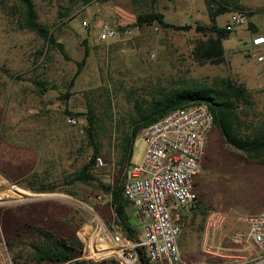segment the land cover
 <instances>
[{"label": "rangeland", "instance_id": "374dc122", "mask_svg": "<svg viewBox=\"0 0 264 264\" xmlns=\"http://www.w3.org/2000/svg\"><path fill=\"white\" fill-rule=\"evenodd\" d=\"M31 1L37 22L64 44L70 60L27 27L19 0H0V169L13 176L9 181L0 173V245L7 247L14 264H58L40 260L33 245L49 248V235L74 236L84 245L83 252L87 251L84 260L120 264L112 256L113 241L102 234L103 225L112 236L119 232L108 196L96 186L67 185L93 153L85 118L77 117L78 125L72 126L69 114L91 111L97 116L103 160L115 170L112 136L137 115L136 102L145 105L156 89H171L184 81L212 83L221 77L241 82L239 64L250 63L252 55L246 50L252 47L253 34L243 42L232 35L225 40V48H234L225 53L224 62L199 61L196 43L209 37L196 25H210L211 16L224 6L230 11L218 16V25L225 27L240 5L253 14L250 19L260 31L264 29V0ZM151 12L163 13L175 26L192 24L194 28L166 29L153 23L130 28V36L108 42L100 39L105 26L122 32V27L136 24L140 14ZM87 51L86 64L74 79L77 63ZM37 82L47 89H40ZM252 102L239 110L247 124L264 121V82L253 92ZM109 149L111 157L106 152ZM144 152L142 132L136 139L133 161L140 162ZM43 178L44 183L38 182ZM196 181L199 200L174 212L175 218L180 215L178 224L190 231L201 235L206 230L209 236V219L220 213L218 242L246 228L242 218L264 210V165L228 146L216 127L209 134ZM48 187L55 189L41 191ZM134 212L132 206L130 215L139 223ZM184 212L191 214L184 217ZM257 256L254 251L244 264H264Z\"/></svg>", "mask_w": 264, "mask_h": 264}, {"label": "trees", "instance_id": "16d2710c", "mask_svg": "<svg viewBox=\"0 0 264 264\" xmlns=\"http://www.w3.org/2000/svg\"><path fill=\"white\" fill-rule=\"evenodd\" d=\"M85 3H91L96 0H84ZM154 1V0H153ZM24 9L27 27L41 36L49 47H55L61 51L67 60H70L64 44L58 42V39L47 28L41 26L36 19V10L31 0H19ZM240 11H246L243 6L237 5ZM230 11L228 7L222 6L218 12L211 16V24L204 25L198 23L196 29L203 32L207 41L200 40L196 43L195 54L199 61L224 62L226 50L224 41L229 39L232 32L225 27L218 25V16ZM248 12V11H246ZM249 16L253 14L248 12ZM159 24L163 28H176L180 30H190L194 25L175 26L165 20L161 12H151L140 14L137 17L136 24L122 27L126 28L143 27L145 25ZM252 33H258L259 29L253 22L249 23L247 28ZM88 51L85 58L78 62V71L74 76L77 79L83 66L86 64ZM37 86L45 90L46 84L37 82ZM253 94L243 84L236 83L230 78H214L212 83L207 81H195L173 87L171 89L159 88L151 95V100L143 105L136 102L135 107L137 115L134 116L126 126H122V131L114 133L112 144L117 152V162L115 170L107 163L103 167L97 164V158L104 155V145L99 140L100 125L98 118L93 112L69 114L74 118H85V133L90 144L93 147V153L90 160L82 168L69 177V186L80 184L84 186H96L100 191L105 193L109 198V205L116 216V225L131 241H140L141 229L140 223H136L130 215V208L133 204L126 198L124 189L127 178V169L133 163L134 147L136 139L144 130L153 123L160 120L170 112L179 108H184L200 103L209 105L214 114V127L220 129L228 146L241 151L250 160L257 161L264 165V121L255 123L243 118L239 111L243 107L247 108L252 105ZM245 116L247 115L246 112ZM111 126L114 132V116L111 114ZM245 126V127H243ZM245 128V129H244ZM111 157V149L106 151ZM0 173L9 181L13 176L5 173L0 169ZM46 178L38 180L44 183ZM55 188H42L41 191L53 192ZM72 195V194H71ZM205 214V213H204ZM47 246L43 248L39 245H33L38 258L42 261L58 264H94L93 261L82 259L84 245L76 237L58 238L49 235ZM140 260L142 264H156L150 261L146 254V249L140 250ZM102 264V263H100Z\"/></svg>", "mask_w": 264, "mask_h": 264}, {"label": "built area", "instance_id": "2783aa9c", "mask_svg": "<svg viewBox=\"0 0 264 264\" xmlns=\"http://www.w3.org/2000/svg\"><path fill=\"white\" fill-rule=\"evenodd\" d=\"M249 21L248 12L236 11L230 15L225 28L234 33L247 29ZM132 33L129 28L120 32L118 28L105 26L100 39L108 42L119 39L120 35L130 36ZM255 44H264V37H258ZM258 55L255 61L263 62L264 53ZM214 120L209 105L200 103L174 110L144 130V156L140 162H133L127 169L124 189L126 198L136 209L143 239L131 241L120 231L112 236L103 225L102 234L111 238L119 250L118 254L112 256L120 264L141 263L142 248L146 249L153 263L190 264L182 256L177 243L182 226L178 224L174 212L177 207L194 205L199 200L196 178L201 172V162L206 154L209 134L214 129ZM68 122L77 126L79 120L70 117ZM97 164L99 167L106 165L102 157L97 158ZM222 221L220 213L209 219V236L205 244L207 254L213 255L218 250L215 234ZM242 223L246 228L225 235L218 241V246L226 242L231 251L247 252V259L253 257L254 251L259 253L256 259H264V210L242 218ZM211 231L213 237H210ZM86 253L83 252L82 259H85ZM0 264H14L5 245H0Z\"/></svg>", "mask_w": 264, "mask_h": 264}, {"label": "crops", "instance_id": "0c3cea01", "mask_svg": "<svg viewBox=\"0 0 264 264\" xmlns=\"http://www.w3.org/2000/svg\"><path fill=\"white\" fill-rule=\"evenodd\" d=\"M250 22H252L251 19L249 23ZM252 34H253L252 47L249 50H246L247 52L249 51L252 56L249 57L250 63H246V61H242V63L239 64V68H241L240 70L241 82L239 84L245 85L247 89L251 91L253 94L254 91L261 89L264 82V61L257 64L253 63L254 62L253 60H255L257 56H259L258 54L264 53V44L262 45L255 44V40L258 39V37H264V29H260L258 33H252ZM237 38L240 39L241 42H243L244 40V38L242 39L239 37ZM232 48H225L226 54L227 51ZM241 51H245V50L241 49ZM133 162L136 163L135 161ZM134 211L136 215L135 208ZM187 214L190 215L191 212H184V214L182 215L185 217V215ZM179 219H180V215L178 214L176 220L178 221ZM181 226H182L181 235L185 233V237L181 238L180 235L177 240V243L182 256L190 264H244L247 261V257H248L247 252L231 251L230 248H228L229 247L228 243H224L222 246L221 245L218 246L219 243L216 242L215 245L216 247H218V250L214 251L213 255L207 254L205 252V244L207 243V231L205 230L204 233L200 235L197 232H194L192 230L190 231V229L185 225H181ZM107 257L108 256H106V258Z\"/></svg>", "mask_w": 264, "mask_h": 264}, {"label": "water", "instance_id": "95a60500", "mask_svg": "<svg viewBox=\"0 0 264 264\" xmlns=\"http://www.w3.org/2000/svg\"><path fill=\"white\" fill-rule=\"evenodd\" d=\"M252 32L248 29H242L237 32L232 33V36H237L239 38H246L247 36L251 35Z\"/></svg>", "mask_w": 264, "mask_h": 264}, {"label": "bare ground", "instance_id": "6f19581e", "mask_svg": "<svg viewBox=\"0 0 264 264\" xmlns=\"http://www.w3.org/2000/svg\"><path fill=\"white\" fill-rule=\"evenodd\" d=\"M114 251H115V254H118L119 253V250H117L116 247L114 248Z\"/></svg>", "mask_w": 264, "mask_h": 264}]
</instances>
